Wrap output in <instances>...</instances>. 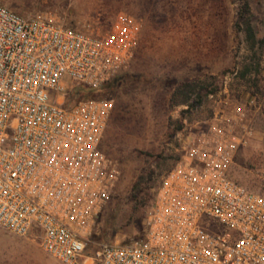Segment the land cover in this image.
<instances>
[{
	"label": "built area",
	"instance_id": "2783aa9c",
	"mask_svg": "<svg viewBox=\"0 0 264 264\" xmlns=\"http://www.w3.org/2000/svg\"><path fill=\"white\" fill-rule=\"evenodd\" d=\"M141 34L125 13L99 33L0 3V227L63 264H264V196L229 174L254 133L236 106L185 142L145 238L88 251L121 176L104 149L114 102L70 96L117 79Z\"/></svg>",
	"mask_w": 264,
	"mask_h": 264
},
{
	"label": "rangeland",
	"instance_id": "374dc122",
	"mask_svg": "<svg viewBox=\"0 0 264 264\" xmlns=\"http://www.w3.org/2000/svg\"><path fill=\"white\" fill-rule=\"evenodd\" d=\"M250 1L258 32L253 50L237 25L242 0H0L24 16L86 31L105 33L124 13L142 23L131 66L100 91L89 90L114 102L104 149L121 170L88 236L89 252L145 238L163 178L185 142L208 131L220 110L236 106L254 132L230 176L264 196V0ZM140 182L147 188L138 194ZM0 264L63 263L35 235L0 227Z\"/></svg>",
	"mask_w": 264,
	"mask_h": 264
},
{
	"label": "trees",
	"instance_id": "16d2710c",
	"mask_svg": "<svg viewBox=\"0 0 264 264\" xmlns=\"http://www.w3.org/2000/svg\"><path fill=\"white\" fill-rule=\"evenodd\" d=\"M237 25L242 29L244 35L246 37L247 42L251 45V49H255L258 43V32L254 25L252 10H251V1L250 0H242V3L239 8L238 14V22ZM247 71L249 72L250 69L248 68ZM102 89V88H101ZM101 89H98L99 91ZM90 89L86 88H77L71 97V100H81L84 98H100L95 96V93H91ZM98 94V93H97ZM142 184L145 183H137L135 185V192L140 194L142 190L147 188V185L143 187ZM143 187V188H142ZM142 188V189H141Z\"/></svg>",
	"mask_w": 264,
	"mask_h": 264
}]
</instances>
